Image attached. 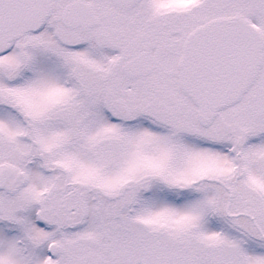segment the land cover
<instances>
[{
    "label": "snow or ice",
    "instance_id": "1",
    "mask_svg": "<svg viewBox=\"0 0 264 264\" xmlns=\"http://www.w3.org/2000/svg\"><path fill=\"white\" fill-rule=\"evenodd\" d=\"M0 264H264V0H0Z\"/></svg>",
    "mask_w": 264,
    "mask_h": 264
}]
</instances>
